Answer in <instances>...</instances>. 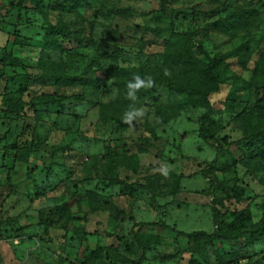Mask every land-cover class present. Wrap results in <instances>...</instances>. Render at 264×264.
I'll list each match as a JSON object with an SVG mask.
<instances>
[{
	"label": "rangeland",
	"instance_id": "rangeland-1",
	"mask_svg": "<svg viewBox=\"0 0 264 264\" xmlns=\"http://www.w3.org/2000/svg\"><path fill=\"white\" fill-rule=\"evenodd\" d=\"M161 1L86 0L76 13H67L48 0H42L39 9L30 0H0V57L8 54L21 63L0 65V264H132L140 250L130 232L138 229L136 224L161 218L176 231L211 232L208 181L199 173L210 163L229 168L226 173H210L216 184L227 186L226 191L215 192L224 219L232 220L230 212L244 208L251 212L247 228L260 218L264 161L248 158L228 142L245 134L242 112L252 108L255 88L264 81V0H164V11ZM253 8L258 12L256 20L241 24L239 15ZM217 20L222 32L211 27ZM58 21L72 32L63 38L62 52L42 41V27ZM170 25L176 32L190 34L208 56L225 55L221 88L211 95L219 154L198 136L197 118L204 108L185 106L169 119L158 111L154 101L159 105L167 101L164 86L154 85L133 105L145 114L133 122L132 130L129 126L113 130L110 122L98 118V104L114 100L116 90L92 61L102 67L157 64L161 36L168 34ZM156 29L163 35L157 36ZM16 35L23 43L14 40ZM74 38H90L94 45L78 48ZM180 44L203 57L186 37ZM115 48L122 50L114 61L110 54ZM67 53L72 54V62ZM46 60L65 62L70 74L95 78L100 89L44 85L36 76L40 62ZM14 74L18 75L14 82L6 81ZM42 93L81 100L67 99L38 112L24 106L18 117L4 116V96L20 95L28 102ZM226 99L234 105L227 106ZM259 126L264 128V123ZM32 140L40 153L22 151ZM106 140L112 148L109 155ZM19 153L26 160L13 161L12 155ZM113 172L127 183H144L152 177L155 198L145 189L129 192L107 186ZM233 185L244 191L239 198L231 190ZM88 200L96 202V210L89 209ZM65 202L71 203L74 219L66 222L54 214L45 234L44 220L52 208ZM176 231L147 228L154 248L143 264H187L186 240ZM232 248L231 243L216 242L208 249V264H216L214 249L221 253ZM93 252L97 257H91ZM241 252L244 258L231 264L256 260L264 264L263 246L242 242Z\"/></svg>",
	"mask_w": 264,
	"mask_h": 264
},
{
	"label": "trees",
	"instance_id": "trees-1",
	"mask_svg": "<svg viewBox=\"0 0 264 264\" xmlns=\"http://www.w3.org/2000/svg\"><path fill=\"white\" fill-rule=\"evenodd\" d=\"M30 1L35 8L39 9L43 7L42 0ZM48 1L53 3L54 7L58 10H64L67 13H76V10L86 0ZM161 3V9L164 11L165 1L162 0ZM244 13L246 15H239L238 19L239 22L241 21V24L244 25L255 21L258 17V12L254 8ZM211 27L220 32L224 30L220 20L211 23ZM42 31L43 44L49 49L58 50L60 52L63 51L61 48L63 38L72 36V32L62 21H58L54 25L47 23L46 26L42 27ZM153 32H155L157 36L163 35V30L156 29L153 30ZM161 37L163 48L157 55V64L120 66L113 63L108 67H102L98 62L92 61L95 68H99L104 77L112 81V85L116 90L114 100L98 104V118L101 121L110 122L113 130L121 131L126 129L128 125L122 122L124 113L129 110L130 105L133 106L136 103H139L144 97L149 95V89H141L137 93V100H129L126 97V84L136 74H139L142 77L151 76L154 79L155 85L164 86L167 89L168 94L165 104L159 105L154 101V105L165 119L177 115L179 110L185 106L201 107L205 109V111L197 118L198 136L203 142L214 148L216 154H219L221 147L217 144V139L215 137V131L218 124L217 121L212 118L213 114L216 113V109L211 101V95L217 93L221 88V65L225 55L218 58L208 56L202 45L199 42H194L190 34L176 32L171 25L168 27V34ZM183 37H186V39L190 41L191 46H194L197 52L203 55V57L197 55L192 47L181 45L180 40ZM14 40L23 43L20 42L17 35ZM74 41L78 48L88 49L94 45L90 38H74ZM121 50V48H115V50L111 52L110 56L114 61ZM67 57L72 62V54L67 53ZM241 64L243 65L244 61H241ZM0 65L19 67L21 66V63L17 58L11 57L8 54H3L0 57ZM67 67V64L62 61L57 63L49 60L40 62V74H38L36 78L44 85L100 89V84L95 78L85 75L70 74ZM165 69L169 70L171 74L168 76L164 75ZM17 76V74H14L5 79L8 82H14ZM0 77H3L2 68H0ZM255 89L254 105L249 111L242 112L245 134L238 140L228 142V145H234L236 148L240 149L243 154L247 155L248 158H257L260 161H264V128L259 126L260 123H264V81ZM22 92L23 90H18L20 95ZM20 95L17 97L9 95L4 96L2 100L5 107L3 110L4 116L8 118L18 117L24 106H28L32 111L38 112L41 110V107L47 108L51 106H60L62 105V102L67 99H73L76 101L81 100L79 96H56L55 94L42 93L31 97L28 102H24ZM230 101L232 100L226 99L225 104L227 106H233L234 102ZM222 141L227 142L225 137L222 138ZM105 148L107 155H109L112 148L107 140L105 141ZM22 151L41 152L39 145L37 143L33 144V140L28 145H25ZM12 157L13 161L26 160L22 153L13 154ZM110 162L114 165L113 160H110ZM216 171L226 173L229 171V168L227 166L218 168L214 166L213 163H210L199 172L208 181V190L211 196L209 207L213 226L212 231H176L175 228L168 226L162 218L157 222L136 224L138 229L136 231L132 230L130 234L137 248L140 250V256L137 260H131L132 264H143V261L146 259V253L154 248V244H149L151 236L145 232V230L150 227L170 228L171 230L176 231L177 234L181 235L186 240V250L190 253V258L187 261V264H208V249L212 248L216 242L231 243L234 247L229 252L221 253L218 252L217 249H214L212 254L216 264L236 263L240 258H244V255L241 252L242 242L250 246L258 244L264 247V201L261 205L260 218L248 228L245 226V223L251 221V212L249 208L232 211L230 212L232 220H225L223 213L217 208L218 200L215 198V192L217 190L226 191L227 186L215 183L214 179L210 176V173ZM106 185L119 186L121 190H128L129 192L138 189H145L151 194L152 199L155 198V192L152 187V177L145 178L144 183H127L125 180L120 179L117 173L113 172L112 177L108 180ZM231 190L238 198L244 192L243 189L237 185H233ZM87 205L91 211L97 209V204L93 200H88ZM77 209L79 210V208ZM54 214H60L66 222L74 219V213L71 210L70 202L55 206L51 209L49 215L44 220L45 234H47L48 225L52 222L51 217ZM91 257H97V253H91ZM250 264H261V261L256 260Z\"/></svg>",
	"mask_w": 264,
	"mask_h": 264
},
{
	"label": "clouds",
	"instance_id": "clouds-1",
	"mask_svg": "<svg viewBox=\"0 0 264 264\" xmlns=\"http://www.w3.org/2000/svg\"><path fill=\"white\" fill-rule=\"evenodd\" d=\"M170 71L165 69L164 75L168 76L170 75ZM155 85L154 79L151 76L142 77L139 74H136L132 77V79L126 84V97L129 100H137V93L141 89H151ZM144 110L142 108H135L134 106H129V110H127L124 113V116L122 118V122L127 124L129 126V130L133 129V122L136 121L139 118H143L144 116ZM163 175H167V170L162 169L161 170Z\"/></svg>",
	"mask_w": 264,
	"mask_h": 264
}]
</instances>
